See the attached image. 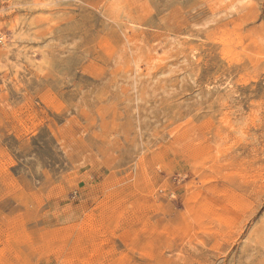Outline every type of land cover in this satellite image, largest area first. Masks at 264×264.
<instances>
[{"label": "rangeland", "instance_id": "obj_1", "mask_svg": "<svg viewBox=\"0 0 264 264\" xmlns=\"http://www.w3.org/2000/svg\"><path fill=\"white\" fill-rule=\"evenodd\" d=\"M27 2L0 0V264H264V0Z\"/></svg>", "mask_w": 264, "mask_h": 264}, {"label": "bare ground", "instance_id": "obj_2", "mask_svg": "<svg viewBox=\"0 0 264 264\" xmlns=\"http://www.w3.org/2000/svg\"><path fill=\"white\" fill-rule=\"evenodd\" d=\"M11 2V1H10ZM15 2V1H14ZM56 2V0H31V2H27V3H12L13 6L16 5H21L22 7L25 5H30V6H34V7H38L40 9L41 12H43V9L45 8H49L51 7L52 4H54ZM60 2V1H59ZM20 7V6H19ZM23 7V8H24ZM14 8V7H13ZM33 8V7H32ZM11 9V8H10ZM44 9V10H45ZM49 11V9H48ZM5 14V13H4ZM3 38V37H2ZM262 40V39H261Z\"/></svg>", "mask_w": 264, "mask_h": 264}]
</instances>
